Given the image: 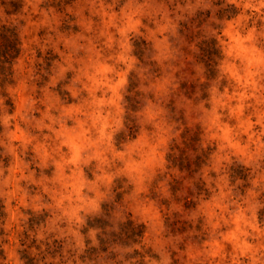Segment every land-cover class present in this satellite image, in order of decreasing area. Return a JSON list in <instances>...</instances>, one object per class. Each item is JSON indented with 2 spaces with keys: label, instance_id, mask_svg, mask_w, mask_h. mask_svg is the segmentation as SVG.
Instances as JSON below:
<instances>
[{
  "label": "rangeland",
  "instance_id": "374dc122",
  "mask_svg": "<svg viewBox=\"0 0 264 264\" xmlns=\"http://www.w3.org/2000/svg\"><path fill=\"white\" fill-rule=\"evenodd\" d=\"M2 1L20 41L0 95L4 263L264 264V0Z\"/></svg>",
  "mask_w": 264,
  "mask_h": 264
},
{
  "label": "trees",
  "instance_id": "16d2710c",
  "mask_svg": "<svg viewBox=\"0 0 264 264\" xmlns=\"http://www.w3.org/2000/svg\"><path fill=\"white\" fill-rule=\"evenodd\" d=\"M2 4L6 9H8L7 13H14L18 12L19 8L21 7L20 0H3ZM219 18H231L233 17L237 11L235 7L231 5H226L225 7H221L218 10ZM204 42V41H203ZM207 48H204L203 51L206 53L207 62L209 68L212 66V62L214 61L213 57L217 53V49L215 47L214 40H211L209 44H206ZM20 54V41L17 35V30L15 26L11 24H0V95L4 96L5 104L11 106V102L4 91L5 85L12 82V76H13V69L12 66L14 64V61L17 59V57ZM129 91H132V89H129ZM125 100L127 101V108L130 109L131 103V96L126 95ZM137 132V129L135 125L130 126L127 133L120 132L116 136L117 142H120L121 140L125 138H133L135 137V134ZM173 150V148H172ZM202 157H207V151L203 152L201 155L196 156V161L201 162ZM167 161L169 162L168 167H177L180 171L187 170L189 173H191L192 169H190L191 162L186 157H177L173 152H170L167 155ZM196 166H198L196 164ZM175 181V180H174ZM201 182H196L195 186L198 189V193L203 192L205 194L208 193L206 187H204V182L202 180H198ZM144 232V226L140 223H137L133 219L127 218L125 221H123L120 224L119 227V236L123 241H125V244L130 243H138L140 238L142 237ZM107 243L106 240L101 239V243L104 244ZM140 259L139 264H144V257L145 254H148V251H145L144 253H139ZM4 253L3 249L0 246V264L4 263Z\"/></svg>",
  "mask_w": 264,
  "mask_h": 264
}]
</instances>
